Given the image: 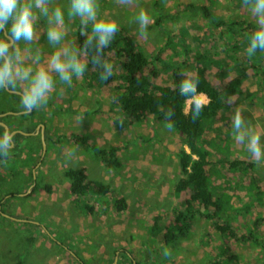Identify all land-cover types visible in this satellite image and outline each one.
<instances>
[{
  "label": "rangeland",
  "instance_id": "rangeland-1",
  "mask_svg": "<svg viewBox=\"0 0 264 264\" xmlns=\"http://www.w3.org/2000/svg\"><path fill=\"white\" fill-rule=\"evenodd\" d=\"M209 1L131 0L125 4L120 0H98L97 19L117 20L120 29L136 40L145 56L161 53L157 62L159 67H163L165 63L172 65L174 60L189 62L187 58H191L188 69L192 71V63L194 67H202L209 63L207 59L210 58V82L214 87L221 88L236 73L247 69L249 60L256 59V54L249 56L246 49L240 54L232 55L233 59L230 58L225 50L227 43L233 39L232 34L225 27H210L200 12H181L175 20L156 25L161 13L173 15L178 12L179 5H208ZM53 3L66 5L67 0H53ZM140 8L149 10L153 16V23L148 26L146 36L140 35L134 19ZM211 9L216 18L244 19L257 25L255 17L244 7L242 0H213ZM78 22L79 18L66 20L67 36L54 49L46 40L45 22L40 21L39 38L35 46L42 58L40 64L34 67L51 70L49 58L53 51H68L77 47L75 29ZM222 34L226 35V39L220 38ZM259 53L263 54V50ZM94 71L95 68L91 69L87 63L85 73L79 78L74 77L70 84L57 82L49 95L48 103L35 108L36 118L28 120L30 116L22 117L30 121L28 124L47 122L45 125L49 128V123H52L53 131L56 132L51 134H56L54 137L75 131L101 148L121 146L120 159L123 167L119 171H107H112L116 179L123 178L127 183L117 190L113 189V203L121 205L122 200L125 205L131 206L130 211L124 216L121 214L117 222L107 223L106 230L99 231L104 225L99 223L96 204H91L90 199L67 203L66 192L54 193V183L63 180L66 169H77L83 164L88 167L90 163L98 165L101 164L100 161L91 151L80 149L63 139V144L55 145L54 138H50L43 167L49 162L53 171L43 177L41 169L35 171V174L30 171L35 166L36 159V155L30 153V150L38 151L40 141L25 138L15 152V157L0 163V264H127L132 261L133 264H212L217 258L216 248H222V243L228 244V239L220 237L209 221L195 219L189 237L178 240L174 246H166L163 239L166 230L174 223L181 203L193 194L192 190L182 195L174 191L175 183L182 178L176 154L182 147V138L175 130L166 127L165 122L158 120L153 124H150L151 120H147L118 130L115 124L118 114L114 110L110 90L96 82ZM114 71L116 75L121 74L118 68H114ZM262 71V68L248 71V78L241 88L243 95L226 101L230 109L213 121L215 129L212 127L204 136L205 149L210 150L215 159L220 156L227 161L237 159L255 163V175L252 177L232 173L226 168L219 170L217 166L210 174L212 190L218 189L217 197L226 201L224 205L227 213L224 219L227 215L230 216L240 232H245L253 219L263 217L260 227L251 231L262 239L260 244L232 245L233 251L239 256V264H264V160L257 161L251 157L245 144L234 142L230 127L231 116L236 110L241 111L243 118L261 134L264 142ZM159 75L156 80L159 84H173V80L168 79L166 74ZM17 88L22 93V86L18 85ZM4 95L3 87H0L1 107L16 104L13 100L3 99ZM192 102L207 105L209 100L205 95H196L187 101L186 112ZM72 109L78 111V114H89L74 116L68 112ZM110 110L111 116L108 113ZM135 142L139 143L134 151L149 158L150 168L152 162L156 165V170L149 174L144 171V176H140V181L143 180L144 183L136 177L138 161L134 162V171L123 175L127 173L129 165L126 149ZM45 155L42 151L41 162ZM214 155H210L211 161ZM95 175L97 177L91 175L90 178H100V171L96 170ZM36 184L51 186V192L47 193L40 188L32 193ZM256 196L258 197L254 198ZM136 203H139V207H134ZM89 205H92L90 213L85 210ZM248 206L250 213H239V208ZM81 212L85 215L80 214ZM236 214H240L243 220L240 221V216L237 218ZM155 218H158V230L153 231ZM96 234L99 235V240H96ZM98 249L104 255H98Z\"/></svg>",
  "mask_w": 264,
  "mask_h": 264
},
{
  "label": "trees",
  "instance_id": "trees-1",
  "mask_svg": "<svg viewBox=\"0 0 264 264\" xmlns=\"http://www.w3.org/2000/svg\"><path fill=\"white\" fill-rule=\"evenodd\" d=\"M212 1L213 0H210L208 5H179L178 12L173 15L161 13L158 16L156 25H162L165 23L164 21L175 20L181 12H200L208 21L210 27H225L227 32L232 34L233 39L227 43L225 51L228 53L229 57L233 59L232 55L240 54L248 48L250 35L253 31L258 30L259 26L244 19L226 20L216 18L212 14ZM242 2H244V0H242ZM87 31L90 33L91 24H89ZM79 33L80 21L77 23L75 36L77 47L82 48L86 37L81 36ZM225 37L226 35L222 34L220 38L224 39ZM227 39H229V37H227ZM260 51L261 50L257 49L255 53L256 59L249 60V67L247 69L236 73L233 79L221 88L214 87L210 82L212 79L209 76V70L212 65H210L211 59L207 56L206 58H208L207 60L209 63H205L202 67L201 65H199V67H194L192 63V71L188 69L192 60L191 58H187L189 62L174 60L172 65L165 63L163 67H159L157 62H159V55L161 53H157L151 57L145 56L136 40L126 32L124 33L122 29H119L110 45L103 50V57L113 65V73L109 78H100V68L92 62L94 49L89 50L87 57L89 67H91V69L95 68L94 79L96 82L110 90L112 104L114 110L116 109L118 114V119L115 121L118 130L125 129L131 125L132 121L138 122L150 118L170 124V128L182 136L183 148H181L178 153L179 169L182 178L175 183L174 191L182 195L188 190H192L193 194L189 199L181 203L182 206L179 208V212L175 214L174 223L166 230L163 239L166 246H174L178 240L189 237L195 219H205L209 221L210 225L220 237L228 239V244L223 245L222 243V248H216L217 258L212 264H239V256L233 251L232 245H245L250 243L260 244L262 242V239L251 231L260 227L263 217L253 219V221L249 222V227L245 232H240L230 216L227 215L224 219L227 213L224 205L226 201L223 202L222 199L217 197L218 189L213 191L210 186V174L215 166H217L219 170L226 168L232 173H238L242 176L248 174L252 177L255 175V163L237 159L232 161H227L222 158L215 159V155L210 150L205 149L206 143H204L205 133L212 129V127L214 129L216 127L213 121L216 120L219 115H222L224 111L230 109L226 101L234 97L238 99L243 95L241 88L248 78V71H258L262 68L261 79H264V50L263 54H260ZM198 63L200 64L199 59ZM231 63L234 65V62ZM114 68H118L121 74L116 75L114 73ZM160 73L166 74L168 79L171 78L173 84L169 82L166 85L159 84L156 80H158ZM186 77H191L198 82L196 94L193 96H181L179 94V82ZM4 88L5 87H3L5 95L3 99L13 100L16 104H11L9 107L5 105V107L3 106L4 108L0 106V114L8 112L26 113L21 115V117L8 114L5 117H1L0 122L5 123L11 132L17 129L25 133L34 132L39 122L35 123L33 126H15L16 128H14L13 125L16 123H25L27 119L22 117L25 115L30 116L28 120L36 118V109L29 112V110L24 108L21 104V95L11 93ZM9 90L19 91L17 87L9 88ZM198 94L205 95L209 100L208 104L201 105L200 111L196 113L194 111V106L197 105V103L192 102L189 110L186 112L187 101L193 99ZM69 102L68 105H70ZM72 111L73 110H70L68 112ZM108 113L110 116L112 115L111 110ZM86 114L88 115L89 113L86 112ZM0 130H4V127L0 126ZM53 130L54 128L52 127H46L45 138L47 144L48 139L54 138L55 145L60 146L63 144L61 140L63 139L66 143L76 145L85 151H91L92 155L96 157L107 170H113L115 172L123 167L122 161L118 156L122 150L120 148L121 146L111 145L101 148L88 137L81 136L75 131L64 135L57 134V136L54 137L56 134L54 136L51 135L56 133ZM23 136L22 133L14 135V147H12L6 155L0 156V163L7 161L10 157H15V152L25 139ZM184 147H187L189 152ZM34 151L35 150H30V152ZM35 152L36 159L34 165L40 162L42 155L41 142L38 145V151ZM210 153L214 155L212 161L209 159ZM47 155L48 150L41 162V166L44 165ZM63 176L69 182L70 193L75 198L86 196L89 192H92L96 196H102L110 190L108 184L90 180L84 168L67 169L64 171ZM40 188H43L47 193L51 192V186H40L36 184L32 193ZM257 197L258 196L254 198ZM124 205L121 206L113 203V213L119 214L126 210V205ZM91 206L85 207L88 213L92 211ZM239 209V213H250L249 206ZM238 216H240L239 220L242 221L243 218L241 215L236 214L237 218ZM234 217L235 216H233V218ZM157 220L158 218H155L153 231L158 230ZM16 264H22V262H17ZM127 264H133V261Z\"/></svg>",
  "mask_w": 264,
  "mask_h": 264
},
{
  "label": "clouds",
  "instance_id": "clouds-1",
  "mask_svg": "<svg viewBox=\"0 0 264 264\" xmlns=\"http://www.w3.org/2000/svg\"><path fill=\"white\" fill-rule=\"evenodd\" d=\"M130 3L131 0H120ZM244 7L255 17L258 30L250 35L247 48L249 56L257 49L264 50V0H244ZM98 0H67L65 4H54L53 0H0V87L15 88L22 86L21 104L31 111L48 103L51 91L57 82L70 84L79 78L87 68L89 50H93L92 62L99 66L101 79L109 78L113 65L103 57V50L113 41L120 29L115 19H97ZM79 18L80 35L85 36L84 46L68 51H53L49 58L51 70L34 67L41 62V53L35 46L39 38L40 21L45 22L46 40L54 49L61 45L68 32L66 20ZM137 30L141 36L153 23L149 10L140 8L135 15ZM91 24L90 33L87 31ZM21 42L22 45L21 46ZM25 53L28 55L25 56ZM197 81L186 77L179 82L181 96L196 94ZM201 105L194 106L198 113ZM170 127V124H166ZM231 133L235 143L245 144L251 157L264 160V142L251 123L246 121L242 112L236 110L231 116ZM13 145V133L0 130V156L8 153Z\"/></svg>",
  "mask_w": 264,
  "mask_h": 264
},
{
  "label": "crops",
  "instance_id": "crops-1",
  "mask_svg": "<svg viewBox=\"0 0 264 264\" xmlns=\"http://www.w3.org/2000/svg\"><path fill=\"white\" fill-rule=\"evenodd\" d=\"M201 95H203V94H201ZM69 100L70 99H68V101L67 102H69ZM72 108V107H71ZM48 110V109H47ZM73 111L71 112L74 116H76V115H84L85 116V114H86V112H83L82 114H78L79 112L78 111H76L75 109H72ZM147 120H151V122H150V124H153L154 123V121L155 120H153V119H150V118H146V119H143V120H141V121H138V122H136V121H132V123H131V125H133V124H135V123H142L143 121H147ZM160 122V121H159ZM51 124L52 123H49V127H52L51 126ZM129 127H130V125H129ZM129 127H126L125 129H127V128H129ZM180 137L182 138V136L180 135ZM139 142H135V143H132L131 145H129L128 147H127V159H128V162H129V165H128V168H127V173H124L123 175H128L129 174V172L131 171V170H135L133 167H134V162L135 161H138V164H139V166H138V170H137V175H136V177H137V179L140 181V176L142 175V176H144V174H143V172L145 171L146 172V174H149V172L150 171H152V170H156V165L152 162L151 164H152V166H151V168L152 167H154L153 169H151L150 168V160H149V158H147L146 156H144V155H142V154H138L137 152H135L134 151V149H135V146L138 144ZM71 145H73V144H71ZM76 146V145H75ZM181 148H183V143H182V147ZM181 148H179V150H177V152H176V154H177V157H178V153H179V151H180V149ZM188 152H189V150L187 149V147H184ZM81 149V148H80ZM79 149V150H80ZM30 153H36L35 151L34 152H30ZM126 153V152H125ZM124 153V154H125ZM119 158H121L122 156H121V152L119 153ZM55 157V155L53 154V158ZM219 158H221L220 156H218ZM50 161H52V159L50 160ZM51 163H47V164H45V166L44 167H41V168H39V169H41V175L44 177H46V176H48L50 173H51V171H53L52 170V168H51V165H50ZM81 168H84L85 170H86V172H87V175H88V178L89 179H91L90 178V176L92 175L93 177H97L95 174H96V170H99L100 171V174H101V177L100 178H93V179H95V181H99V182H108V183H111V184H109L110 185V190L106 193V194H104V195H102V196H96L95 194H93L92 192L89 194H87L86 196H83V197H81V198H74L72 195H71V193H70V185H69V182L63 177V180H60V181H58V183H54V188H55V190H54V193H56V192H66V202L68 203H72V202H74L75 200L76 201H80V200H86V199H90L89 201H90V203H94V204H96V207H95V211L98 213L97 215H98V217H99V223H102V225H104V227L102 228V227H100L99 228V231H104V230H106L107 229V223H110V224H113L114 222H117V220H119V216L122 214H127L129 211H130V208H131V206L130 205H126V210L124 211V212H121V213H119V214H114L113 213V189L114 190H117L118 188H119V186H126L127 185V183L124 181V179L122 178V179H116L115 177H114V173L112 172V171H107V169H105L104 167H103V165L102 164H98V165H96V164H94V163H90V165L87 167V164H83V165H81ZM32 169V168H31ZM38 169V170H39ZM214 169V168H213ZM218 170V169H217ZM31 171V170H30ZM223 174V173H222ZM116 176H120V175H116ZM93 179H91V180H93ZM140 182H142V183H144V181L142 180V181H140ZM57 186V187H56ZM143 186V185H142ZM59 187H61V189H59ZM59 190H61V191H59ZM52 194H53V192H52ZM51 194V195H52ZM121 201V206H123L124 205V203L122 202V200H120ZM98 203V204H97ZM125 206V205H124ZM134 207H139V203H136V205L134 206ZM80 214H83L82 212L80 213ZM83 215H85V214H83ZM93 215H95V214H93ZM123 215V216H124ZM91 216V215H90ZM90 218V217H89ZM120 234H122V233H120ZM98 236L99 235H95V237H96V240H99V239H97L98 238ZM103 236H106V234L105 235H103ZM123 246H126V244H124ZM96 252L98 253V255H100L101 256V254L102 255H104V252H101L99 249L98 250H96ZM70 262V261H69ZM63 264H65V262H63ZM70 264V263H69Z\"/></svg>",
  "mask_w": 264,
  "mask_h": 264
},
{
  "label": "flooded vegetation",
  "instance_id": "flooded-vegetation-1",
  "mask_svg": "<svg viewBox=\"0 0 264 264\" xmlns=\"http://www.w3.org/2000/svg\"><path fill=\"white\" fill-rule=\"evenodd\" d=\"M22 113V114H21ZM24 113L26 112H18V113H14V112H8V113H5V114H0V118L1 117H5L6 115L8 114H13V115H16L17 117L21 116V115H24ZM0 123H3V122H0ZM29 121L26 120L25 123H16L15 125L13 126H16V127H20V126H28V125H34V124H28ZM5 124V123H3ZM44 124V123H43ZM41 123H38L37 127L35 128V131L34 132H31V133H25V132H22L20 129H17V130H14L12 132H14V135H16L17 133H22L24 136V138H30L31 140H35V141H40L42 143V148H43V141H45L46 143V138H45V130H46V126L45 124H47V122H45V124L43 125ZM6 125V124H5ZM1 126V125H0ZM15 127V128H16ZM43 127V129H42ZM9 128V127H8ZM10 130V129H9ZM43 130V131H42ZM13 135V137H14ZM13 147H14V144H13ZM47 148H48V145L46 143V151H47ZM43 151V150H42ZM46 154V153H45ZM41 161L38 162L32 169H31V172L35 174V171L37 172V170L43 166H41ZM81 166L77 169H80ZM67 170V169H66ZM35 187V186H34ZM33 187V188H34ZM33 190V189H32Z\"/></svg>",
  "mask_w": 264,
  "mask_h": 264
},
{
  "label": "water",
  "instance_id": "water-1",
  "mask_svg": "<svg viewBox=\"0 0 264 264\" xmlns=\"http://www.w3.org/2000/svg\"><path fill=\"white\" fill-rule=\"evenodd\" d=\"M6 90H8L9 92H11V93H17V94H19V95H21V92H17V91H11V90H9L7 87H6ZM30 112V111H29ZM22 114V113H21ZM0 125L2 126V127H4V129H8L9 130V128H8V126L7 125H5V124H3V123H0ZM42 129H43V127H42ZM43 131V130H42ZM13 133V135H14V132H12ZM12 147H13V145H12ZM11 147V148H12ZM42 150H43V152H44V154L46 153V143H45V141H43V148H42Z\"/></svg>",
  "mask_w": 264,
  "mask_h": 264
}]
</instances>
